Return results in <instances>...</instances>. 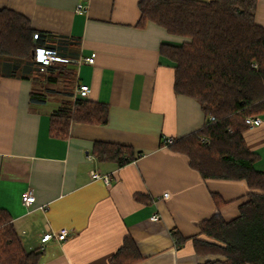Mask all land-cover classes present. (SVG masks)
<instances>
[{"label":"crops","instance_id":"obj_1","mask_svg":"<svg viewBox=\"0 0 264 264\" xmlns=\"http://www.w3.org/2000/svg\"><path fill=\"white\" fill-rule=\"evenodd\" d=\"M140 1L0 0V10L26 17L35 31L80 41V59L96 54L94 65H78L77 81L90 87L89 101L109 108L105 124L75 122L66 139H56L50 117L61 95L32 104L34 83L22 70L0 78V209L27 251L44 233L69 230L64 243L47 244L39 264H110L126 238L137 246L135 264H203L207 258L192 241L180 239H205L203 221L216 214L233 221L247 201L245 181L204 180L186 155L164 146L166 138L200 130L206 117L198 102L175 93L173 64L160 54L161 45L187 39L152 22L138 27ZM81 3L84 13L77 11ZM255 20L264 28V0ZM257 118L261 125L244 140L264 172V116ZM98 142L129 146L141 156L123 167L99 162ZM92 171L110 182L93 179ZM27 191L36 198L29 207L22 202Z\"/></svg>","mask_w":264,"mask_h":264},{"label":"trees","instance_id":"obj_2","mask_svg":"<svg viewBox=\"0 0 264 264\" xmlns=\"http://www.w3.org/2000/svg\"><path fill=\"white\" fill-rule=\"evenodd\" d=\"M257 4L258 0L139 2L138 27L152 22L187 39L180 45H161L160 54L173 64L175 93L198 102L206 117L204 127L169 147L186 155L204 180L245 181L250 189L238 218L226 222L216 214L200 224L205 239H180L192 241L196 254L207 258L203 264H264V172L255 168L259 157L244 140L250 128L246 118L264 116V28L255 20ZM79 48L80 41L73 37L37 32L26 17L0 10V78L18 76L22 70V78L34 83L32 104L45 103L50 94L61 95L50 117L49 132L56 139H66L72 123L108 120L107 105L75 97ZM41 52L57 58L46 72L40 69ZM93 155L119 167L141 156L132 147L102 142L95 144ZM214 199L220 203L218 196ZM43 253L25 250L10 215L0 209V264H39ZM139 259L136 244L126 238L110 264H135Z\"/></svg>","mask_w":264,"mask_h":264},{"label":"built area","instance_id":"obj_3","mask_svg":"<svg viewBox=\"0 0 264 264\" xmlns=\"http://www.w3.org/2000/svg\"><path fill=\"white\" fill-rule=\"evenodd\" d=\"M87 1L88 0H86V2ZM77 11L79 13H84L86 11L85 5L83 3L78 5ZM56 60L57 58L55 55L48 53V52H41L39 55V61L41 63V66H40L41 71L46 72L49 68L55 65ZM95 60H96V54H92L90 57H87L85 59H80L78 65L84 64V63L89 64V65H94ZM89 95H90V87L88 85L80 84L75 89L76 98L88 99ZM209 120L214 122L215 118L211 117ZM245 123L248 125V127L254 128V127L260 126L262 121L260 118L249 117V118H246ZM174 143H175V140L171 138H166L163 142L164 146L166 147H169L173 145ZM91 176L95 180H103L106 183L110 182L109 177L101 176L96 171H92ZM163 198L167 199L168 194H164ZM35 200L36 198L32 191H27L22 196V202L27 207L33 205ZM158 219L159 218L157 216L153 218V220H158ZM68 237H69V230L67 228L60 229L59 231H48L41 236L40 244L38 245L36 249H39L40 251L44 252L47 244H49L50 242L55 241L61 244L67 241Z\"/></svg>","mask_w":264,"mask_h":264}]
</instances>
